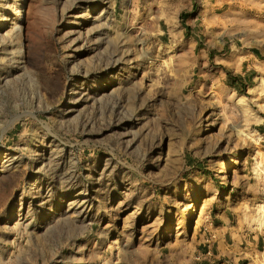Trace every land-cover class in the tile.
<instances>
[{
  "label": "rangeland",
  "instance_id": "obj_1",
  "mask_svg": "<svg viewBox=\"0 0 264 264\" xmlns=\"http://www.w3.org/2000/svg\"><path fill=\"white\" fill-rule=\"evenodd\" d=\"M251 52L259 71L243 80ZM258 237L264 17L0 0V264H264Z\"/></svg>",
  "mask_w": 264,
  "mask_h": 264
},
{
  "label": "crops",
  "instance_id": "obj_2",
  "mask_svg": "<svg viewBox=\"0 0 264 264\" xmlns=\"http://www.w3.org/2000/svg\"><path fill=\"white\" fill-rule=\"evenodd\" d=\"M194 3H199V5H210L214 10L216 8L222 7L223 8V13H227L233 10H237L239 12H243L247 15L249 14H253L255 16H261L264 17V0H192ZM257 58H256V54L255 53H249L247 55V58L243 60V66H244V71H243V75L245 74L247 77L243 76V80L245 78H249L250 73L249 71L252 69L254 70L255 74L258 73L259 69H258V65L256 62ZM242 76V75H240ZM251 79H253L251 77ZM222 216L219 217V220L222 221L220 226H216L217 227H221L220 230L223 227H227L228 226V218L224 217V214H222ZM219 225V224H218ZM226 238L223 236V243L224 240ZM220 244V240H218L217 245L219 246ZM225 244V243H224ZM256 245L259 248H263L264 249V238L263 237H258V240L256 241Z\"/></svg>",
  "mask_w": 264,
  "mask_h": 264
},
{
  "label": "bare ground",
  "instance_id": "obj_3",
  "mask_svg": "<svg viewBox=\"0 0 264 264\" xmlns=\"http://www.w3.org/2000/svg\"><path fill=\"white\" fill-rule=\"evenodd\" d=\"M123 4L125 5V4H127V0H123ZM126 18V17H125ZM70 23H72V22H69V24ZM128 29V28H127ZM126 29V30H127ZM132 28H129V30H131ZM142 29V28H141ZM128 31V30H127ZM123 33H121V35H122V37H124L125 38V40H129V38L131 37V36H129V34H128V32H124V31H122ZM131 33V32H130ZM131 35V34H130ZM132 37H134V36H132ZM133 39V38H132ZM131 38H130V42H129V45L130 46H132V45H136V43L137 42H139V41H134L135 40V38H134V40H132ZM137 40V39H136ZM138 45H140V42H139V44ZM137 48V47H136ZM136 48L135 47H131L130 49H129V51H130V54H131V57H130V59L131 60H134L135 62H136V64H135V67L134 68H139L140 66H143L144 65V63H145V60L147 59V57H146V52H138L137 50H136ZM140 50H141V48H140ZM235 102L237 103V104H240L241 102H242V100H241V98H236L235 99ZM210 114L208 115V119H210L211 120V123H208V124H210V126L211 127H217V125H219V118H220V116L217 114V113H214V111L213 110H211L210 109V112H209ZM221 172H223V174H221L222 175V178H224V179H227V167H226V165H224L223 167H222V170H221ZM229 175V174H228ZM205 200H203V202H204ZM195 205V201H194V199L189 203V204H185V206H184V208H183V211L185 210V212H186V215H187V217L189 218V219H191V217L194 215V216H196V214L195 213H193L192 212V210H193V206ZM204 203L202 204V206L199 208L200 209V216H202L203 214H204ZM139 210L138 209H134L132 212H130L129 214H128V217H130V218H134V217H137L138 215H139ZM165 230V229H164Z\"/></svg>",
  "mask_w": 264,
  "mask_h": 264
}]
</instances>
